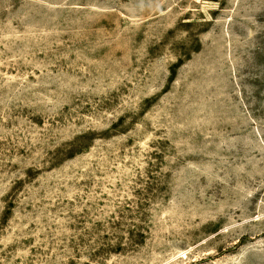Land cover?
<instances>
[{
    "label": "rangeland",
    "instance_id": "1",
    "mask_svg": "<svg viewBox=\"0 0 264 264\" xmlns=\"http://www.w3.org/2000/svg\"><path fill=\"white\" fill-rule=\"evenodd\" d=\"M0 264H264V0H0Z\"/></svg>",
    "mask_w": 264,
    "mask_h": 264
}]
</instances>
